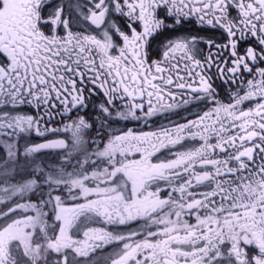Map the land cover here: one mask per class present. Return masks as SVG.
Wrapping results in <instances>:
<instances>
[{"label": "snow or ice", "instance_id": "1", "mask_svg": "<svg viewBox=\"0 0 264 264\" xmlns=\"http://www.w3.org/2000/svg\"><path fill=\"white\" fill-rule=\"evenodd\" d=\"M0 147V264H264V0H0Z\"/></svg>", "mask_w": 264, "mask_h": 264}, {"label": "flooded vegetation", "instance_id": "2", "mask_svg": "<svg viewBox=\"0 0 264 264\" xmlns=\"http://www.w3.org/2000/svg\"><path fill=\"white\" fill-rule=\"evenodd\" d=\"M188 31V32H191L192 34H196V33H201L202 35L204 34H212L213 32H215L216 30H212V29H208V30H203L200 28V26L196 23L195 20H193V22L189 25H186L185 26V29H182L181 32H184V31ZM176 33H168L167 35H175ZM164 39L163 36H160V37H157L156 40L154 41L153 43V49L154 50H161V43L160 41H162ZM220 82L217 81V84H219ZM97 103H100L103 101V96L102 94L99 95V96H96L93 98ZM179 100V97L177 98ZM117 105L120 104V101L117 100L116 101ZM203 106L200 105V106H197V105H189L187 108H181V109H178L177 110V113L175 114H170L168 117H160V116H157V117H154L153 120L150 122V124L148 126H144V125H137L136 122H133V121H129V122H124V121H121V120H115L112 122V126H111V130L112 131H119V130H126L127 128H133L134 130L136 131H151V130H156L158 129L161 125H167L169 124L170 122H183L184 121V118L187 117L188 119H193L195 118V114L196 113H199L201 111V108ZM29 111H31L29 109ZM91 111V109L89 110ZM93 119H97L96 117H94ZM66 122H69L70 121H66ZM53 126H60L59 125V118H57L56 121H54V123L52 125H49V127H53ZM97 127H99V123H97ZM59 136L61 137H64L67 139V142L69 144H71V135L70 133H64L63 131H61L59 134ZM96 135L95 132L93 131H90V130H86L85 131V135H84V138L85 140H88L90 137H94ZM46 138H54L53 137V134L49 133L48 134V137H37L33 134V136L30 138L33 142H41L42 140L46 139ZM97 144L100 143L99 140L96 141ZM187 143L189 144H194V143H197V142H194V141H188ZM58 151L59 150H56V151H46V152H42V153H39L37 154L38 157H39V161L40 162H43L44 164H50V163H58L59 160H60V156L58 155ZM160 155V154H158ZM5 157V154H4V150L2 147H0V161H3ZM161 158H164L163 156H161ZM155 159V157H154ZM37 196H32L31 199L33 201H36L37 200ZM111 248H108V249H105L104 252L105 254H110L111 252ZM99 259V257H98ZM102 264V262H101Z\"/></svg>", "mask_w": 264, "mask_h": 264}, {"label": "rangeland", "instance_id": "3", "mask_svg": "<svg viewBox=\"0 0 264 264\" xmlns=\"http://www.w3.org/2000/svg\"><path fill=\"white\" fill-rule=\"evenodd\" d=\"M18 178H20V177H18Z\"/></svg>", "mask_w": 264, "mask_h": 264}]
</instances>
